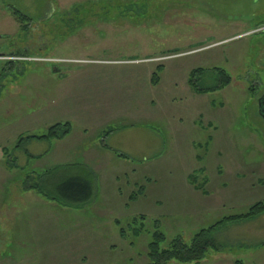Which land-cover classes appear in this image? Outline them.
Listing matches in <instances>:
<instances>
[{
    "label": "rangeland",
    "instance_id": "374dc122",
    "mask_svg": "<svg viewBox=\"0 0 264 264\" xmlns=\"http://www.w3.org/2000/svg\"><path fill=\"white\" fill-rule=\"evenodd\" d=\"M12 9L31 18L26 29ZM198 68L200 87L218 82L217 68L232 82L199 94L188 82ZM263 94L264 0H0V264H148L155 219L169 239L189 242L247 212L264 199ZM58 122L76 138L87 126L95 145L76 150L94 159L81 163L98 183L82 208L23 186L27 172L62 165L64 145L16 148L19 138ZM101 145L111 146L106 160ZM189 173L206 192L175 204ZM140 185L144 195L130 200ZM213 236L222 247L202 261L168 264H264V214Z\"/></svg>",
    "mask_w": 264,
    "mask_h": 264
},
{
    "label": "trees",
    "instance_id": "16d2710c",
    "mask_svg": "<svg viewBox=\"0 0 264 264\" xmlns=\"http://www.w3.org/2000/svg\"><path fill=\"white\" fill-rule=\"evenodd\" d=\"M12 14L21 24L23 29L28 27L30 23L29 21L31 20L30 17L23 14L18 9H12ZM163 67L159 66L157 71L153 74L152 82L154 84L159 83V72ZM216 71L218 82L213 86L205 88L198 85L197 74L203 72L202 68L192 71L188 80L189 85L195 92L203 94L224 88L232 82L231 75L224 69L217 68ZM259 114L264 119V94L259 97ZM72 129L73 125L70 122H58L52 125L43 135L21 136L16 148H21L25 139L52 141L64 138L71 133ZM5 150L6 149L3 148L4 157L6 158L8 153ZM26 153L29 157H37L33 154H29L27 151ZM123 157L127 159L130 158L128 155L124 154ZM6 162L11 168L18 167V165L9 162V160ZM193 174H190V182L197 190H200L204 194L206 192L205 186L207 183L204 185L198 184L197 177H194ZM23 186L26 190H35L39 192L47 199L59 201L67 206L79 208L93 203L98 194L96 173L90 166L81 162L62 164L33 174L27 172V176L23 180ZM144 193L145 186L140 185L138 189L129 196V199L132 200L139 198L140 196H143ZM262 214H264V199L254 203L245 213L229 215L212 226L199 230L189 242H186L181 236L169 239L168 235L160 229V220L155 219L152 223V238L147 245L148 264H168L171 261L200 262L206 257L209 249H220L222 247V243L217 241L213 236V231L218 225L225 222L249 221ZM141 218H143V220L147 219L144 215L141 216ZM144 228L145 226L143 222L142 226L137 229L135 233L138 235L142 234ZM122 233H124V230ZM165 244H168V247H164ZM234 264H245V262L243 259L239 258L235 260Z\"/></svg>",
    "mask_w": 264,
    "mask_h": 264
},
{
    "label": "crops",
    "instance_id": "0c3cea01",
    "mask_svg": "<svg viewBox=\"0 0 264 264\" xmlns=\"http://www.w3.org/2000/svg\"><path fill=\"white\" fill-rule=\"evenodd\" d=\"M85 128L83 129L84 131H82L81 134L78 135L79 136L78 138L75 137V134L77 132H76V130L74 131V129H73L71 131V133L69 135H67L66 137L56 140L57 144H63L64 145V149H62L63 151L61 152V154H60V152L58 153L60 155H59L58 161H56V163H60V164H68V163H76V162H78V163L79 162L90 163V162L94 161V159L91 156H87L85 154V152L83 154H82V152L79 154L76 152V150H78L79 146H81V148L83 150L85 149L86 151L91 150L90 148L91 147L93 148L95 146L94 144H92L91 146L89 144H87V141H88L87 139L89 138L88 137L89 131L85 130ZM112 132L113 131H110L109 134H111ZM110 137H111V135H110ZM105 140H108V138H106ZM52 141H55V140H52ZM56 142H53V143H56ZM65 145H66V147H65ZM101 146L104 147V148H101L103 150V152L98 151L97 154L106 160V158L104 157L106 155L104 150H108V148L110 149L111 146H109V147H107V146L105 147L104 145H101ZM96 147L99 148L98 146H96ZM46 153L47 152L42 153V154L40 153L41 155H35V156H38L39 158H44L46 156ZM114 153L117 157H119L121 159H127V158L123 157V154L126 155L125 152H123V151L119 152V151L114 150ZM87 154L90 155L89 153H87ZM3 159H4L3 148L1 149V145H0V163L2 162ZM80 160H82V161H80ZM190 174L191 173L187 174L186 176H182L181 180L184 179L185 183L184 184L181 183L180 186L175 187V193L170 198V199H172L174 197L175 202H176L175 204H177V203L185 204L184 203V200H185L184 195L186 193H188V196L190 197L189 194H192V191L201 192L200 190H197L192 185V183L190 182ZM166 196H167L166 194H162V198L166 197ZM161 201H162V199L160 198L159 202H161Z\"/></svg>",
    "mask_w": 264,
    "mask_h": 264
},
{
    "label": "built area",
    "instance_id": "2783aa9c",
    "mask_svg": "<svg viewBox=\"0 0 264 264\" xmlns=\"http://www.w3.org/2000/svg\"><path fill=\"white\" fill-rule=\"evenodd\" d=\"M52 61H55V60H52ZM56 62H61V61H56Z\"/></svg>",
    "mask_w": 264,
    "mask_h": 264
},
{
    "label": "water",
    "instance_id": "95a60500",
    "mask_svg": "<svg viewBox=\"0 0 264 264\" xmlns=\"http://www.w3.org/2000/svg\"><path fill=\"white\" fill-rule=\"evenodd\" d=\"M261 104V103H260ZM263 117H264V115H263Z\"/></svg>",
    "mask_w": 264,
    "mask_h": 264
}]
</instances>
